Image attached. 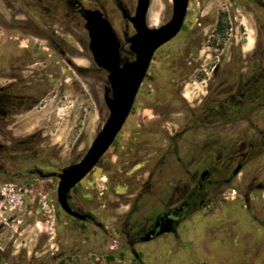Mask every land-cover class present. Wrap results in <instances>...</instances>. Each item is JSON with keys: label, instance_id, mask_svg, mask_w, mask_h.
Returning a JSON list of instances; mask_svg holds the SVG:
<instances>
[{"label": "rangeland", "instance_id": "374dc122", "mask_svg": "<svg viewBox=\"0 0 264 264\" xmlns=\"http://www.w3.org/2000/svg\"><path fill=\"white\" fill-rule=\"evenodd\" d=\"M81 1L105 9L122 42L125 31L132 33L116 0ZM119 1L135 13V0ZM72 13L66 0H0V247L14 243L5 262L30 264L23 256L40 260L62 252V264H264V230L254 219L264 218V212L252 207L260 206L255 200L260 195L248 197L251 165L209 209L187 218L176 236L138 245L139 260L122 234L136 192L123 194L125 182L108 173L107 156L72 192L74 204L102 227L63 213L60 181L52 174L85 156L109 116L108 74L94 63L84 23ZM172 13L173 0H151L147 24L159 28ZM263 44L264 10L255 3L190 0L184 29L156 55L129 124L142 117L156 120L152 110L158 103L181 110L182 100L192 104L203 98L218 64L233 62V69L248 77L264 67V55L254 54ZM38 171L43 177L30 174ZM3 172L21 175L9 178ZM214 190L218 194L221 188ZM147 211L139 209L133 222ZM161 211L159 206L149 214ZM258 248L263 253L253 260Z\"/></svg>", "mask_w": 264, "mask_h": 264}, {"label": "flooded vegetation", "instance_id": "af4514ba", "mask_svg": "<svg viewBox=\"0 0 264 264\" xmlns=\"http://www.w3.org/2000/svg\"><path fill=\"white\" fill-rule=\"evenodd\" d=\"M248 1L264 10V1ZM66 2L72 9V15L79 16L84 27L82 13L85 10H99L106 18L103 8H87L81 0ZM135 2L137 8V0ZM116 8L132 31L130 34L124 32L122 42L117 30L113 28L121 43V56L123 61H132L130 59H134V55L130 52L128 39L136 33L130 21V17H134L135 13L131 14L119 0H116ZM184 26L185 23L182 30ZM181 32L155 53L146 78L158 52L176 41ZM51 44L56 48L54 41H51ZM257 52L262 58L264 44L261 49L256 48L254 54ZM61 55L65 56V52ZM233 66V62L223 68L219 64L216 65L212 73L213 82L206 86V95L192 104L182 100L184 108L181 110L169 107V104L158 103L159 108L152 110L153 119L156 120L142 117L129 124L132 110L123 130L106 153L108 173L125 182L123 194L132 190L136 192L137 199L130 208V212L133 210L132 216L130 219L129 216L126 217L122 231L126 247L136 260L142 255L136 252L138 245H145L166 236H176L179 227L187 218L209 209L220 194H225L221 193L224 188L234 186V182L248 165L254 168L248 197L260 195L255 199L260 206H251L254 210L258 208L261 213L264 212V67L245 78L241 77ZM177 95L183 94L178 92ZM3 173L9 178L21 175ZM30 174L43 177L39 171ZM215 187L221 188L218 194L215 193ZM74 189L70 193L69 204L74 211L85 216V219L73 218L62 210L63 213L76 222L98 225L101 228L92 214L80 210L74 204ZM233 190L235 192V189ZM159 206L162 207L161 212L149 214L153 208ZM141 208L148 209L147 214L137 220L138 222H133V216ZM255 217L258 225L264 230V218ZM13 246L14 243L0 247V264H7L5 260H9L13 254ZM262 253L263 249L258 248L251 257L255 260ZM44 255H47V252ZM234 255L238 261V254ZM23 259L25 262L28 259L30 264H62L63 261L62 252L42 256L40 260H29L27 255L23 256Z\"/></svg>", "mask_w": 264, "mask_h": 264}, {"label": "water", "instance_id": "95a60500", "mask_svg": "<svg viewBox=\"0 0 264 264\" xmlns=\"http://www.w3.org/2000/svg\"><path fill=\"white\" fill-rule=\"evenodd\" d=\"M189 3L190 0H173V14L169 22L159 28H150L147 15L151 0H137L135 15L130 17L136 33L128 39L130 52L134 55L132 61H123L121 43L101 11L85 10L82 13L94 62L108 74L109 89L105 92L104 100L109 116L85 156L64 168L60 174L53 175L60 180L58 203L71 217L85 219L71 208L70 193L97 167L123 130L155 53L181 32Z\"/></svg>", "mask_w": 264, "mask_h": 264}, {"label": "bare ground", "instance_id": "6f19581e", "mask_svg": "<svg viewBox=\"0 0 264 264\" xmlns=\"http://www.w3.org/2000/svg\"><path fill=\"white\" fill-rule=\"evenodd\" d=\"M157 13H158V5L155 6V10L153 13V16L151 17V24L155 23V21L157 20Z\"/></svg>", "mask_w": 264, "mask_h": 264}]
</instances>
